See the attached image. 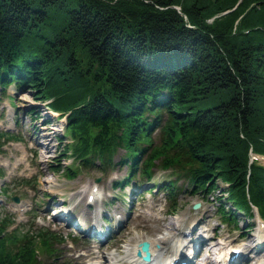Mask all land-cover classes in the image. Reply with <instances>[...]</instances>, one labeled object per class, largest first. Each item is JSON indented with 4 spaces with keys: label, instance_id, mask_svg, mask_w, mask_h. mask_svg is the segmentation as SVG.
<instances>
[{
    "label": "trees",
    "instance_id": "1",
    "mask_svg": "<svg viewBox=\"0 0 264 264\" xmlns=\"http://www.w3.org/2000/svg\"><path fill=\"white\" fill-rule=\"evenodd\" d=\"M239 1L0 0V91L28 87L65 116L81 167H110L123 149L117 187L154 166L197 193L216 176L226 224L253 209L264 220V166L250 160L264 156V0ZM6 229L0 264H46L27 239L9 252Z\"/></svg>",
    "mask_w": 264,
    "mask_h": 264
},
{
    "label": "rangeland",
    "instance_id": "2",
    "mask_svg": "<svg viewBox=\"0 0 264 264\" xmlns=\"http://www.w3.org/2000/svg\"><path fill=\"white\" fill-rule=\"evenodd\" d=\"M173 8L180 11V6ZM37 96L28 87L19 90L12 85L0 91V132L9 138L0 141V223L7 228L5 237L13 241L6 247L9 252L19 251L27 239L37 259L46 264H123L137 238H164L172 246L177 240L212 236L219 253L243 252L248 246L250 255L262 254L264 222L253 210L249 218L235 212L236 226L226 224L218 211L220 204H228L226 184L216 176V189L197 193L180 171L154 166L149 179L137 169L130 185L117 187L129 172L119 163L124 150L119 149L114 165L105 169L97 163L81 167L70 155L65 116H58ZM43 132L45 139L40 137ZM152 136L159 143L158 133ZM258 162L264 166V156ZM76 164V174L70 177L67 168ZM169 183L175 191L160 188ZM89 192L93 195L87 197ZM195 203L200 204L197 210L192 209ZM168 223L175 230L166 228ZM177 229L183 238L172 237ZM155 248L164 252L158 243ZM243 259L246 256L239 258L240 264Z\"/></svg>",
    "mask_w": 264,
    "mask_h": 264
},
{
    "label": "bare ground",
    "instance_id": "3",
    "mask_svg": "<svg viewBox=\"0 0 264 264\" xmlns=\"http://www.w3.org/2000/svg\"><path fill=\"white\" fill-rule=\"evenodd\" d=\"M240 2V1H239ZM241 3V2H240ZM40 137L42 139L46 138V132L41 133ZM47 140V139H46ZM45 140V144L46 143ZM38 142V140H37ZM42 144V142H41ZM35 152L37 153L38 147L34 146ZM250 160L251 161H258L259 155H256L250 152ZM250 161V162H251ZM40 163V162H39ZM260 164V162H258ZM261 165V164H260ZM263 166V165H262ZM85 192L86 189H83ZM88 193V192H87ZM93 195V193L89 192L88 196ZM94 196H98V192L94 194ZM166 228H170L172 232L175 230L171 223H168ZM263 229L262 227L260 228ZM177 233L173 234L172 237H176L177 239H181L184 236L182 235L183 232L176 230ZM263 233V232H262ZM213 237L210 236V239ZM207 238L202 239L200 236H194L189 241L182 242L181 240H177L173 243L172 246H168V242L164 238H137L136 241H133L131 247L128 250L127 260L123 264H240L241 260L239 258L245 257L243 259V264H264V250H262V254L257 256L250 255L251 247L245 248V250L237 252V250H233L231 252H220V248L218 243L210 240ZM142 240H146L150 243V252H151V259L147 263H142L140 260L135 258L134 252L136 250V245L141 242ZM204 240V241H203ZM138 242V243H137ZM259 242V241H258ZM158 243L163 246L164 252L157 251L155 248V244ZM258 248H261V244H259ZM263 249V248H262ZM261 251V249H258ZM222 253V254H221ZM260 253V252H259ZM257 256V257H256ZM193 261V263H192Z\"/></svg>",
    "mask_w": 264,
    "mask_h": 264
},
{
    "label": "water",
    "instance_id": "4",
    "mask_svg": "<svg viewBox=\"0 0 264 264\" xmlns=\"http://www.w3.org/2000/svg\"><path fill=\"white\" fill-rule=\"evenodd\" d=\"M242 0H240L241 2ZM239 2V3H240ZM14 202H18V198L14 197L13 198ZM200 204L195 203L192 206L193 210H197L199 208ZM136 256L140 258L142 262H149L151 259V253H150V243L148 241H142L137 244V250L135 252Z\"/></svg>",
    "mask_w": 264,
    "mask_h": 264
}]
</instances>
